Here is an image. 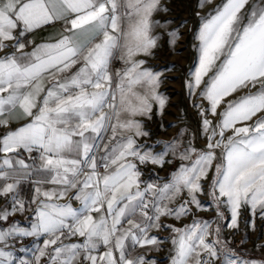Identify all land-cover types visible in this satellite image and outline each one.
Wrapping results in <instances>:
<instances>
[{
    "label": "snow or ice",
    "instance_id": "1",
    "mask_svg": "<svg viewBox=\"0 0 264 264\" xmlns=\"http://www.w3.org/2000/svg\"><path fill=\"white\" fill-rule=\"evenodd\" d=\"M161 10V0H0V222L31 213L30 227H0V264H157L149 252L163 244L153 234L161 230L170 233L169 264H264L243 259L222 241L221 225L213 228L225 219L221 208L231 229L243 207L264 219V0H223L202 17L187 81L189 95L208 102L194 105L207 137L200 150L183 143V129L157 141L160 151L138 142L149 135L144 119L166 105L162 73L137 59L157 46ZM58 22L62 31L49 40L27 38ZM168 35L174 45L179 33ZM114 59L124 67L113 71ZM15 120L25 122L12 128ZM169 155L189 163L163 183L141 179V165L162 168ZM25 181L30 199L21 194ZM202 195L214 219L163 221L205 210ZM29 237L21 251L31 258L14 256L8 241Z\"/></svg>",
    "mask_w": 264,
    "mask_h": 264
},
{
    "label": "rangeland",
    "instance_id": "2",
    "mask_svg": "<svg viewBox=\"0 0 264 264\" xmlns=\"http://www.w3.org/2000/svg\"><path fill=\"white\" fill-rule=\"evenodd\" d=\"M221 3L223 0H212L204 7H199L198 0H161L162 8L167 11L161 10L154 17L162 25L154 29L153 33L159 36L157 46L152 49L151 55L141 54L137 59L145 61L144 67L153 72L162 73L158 91L166 98V105L163 114H160L158 108L154 106L151 119H144V129L149 135L138 138L139 143L155 145L154 150L160 151L164 146L157 144V141H170L177 137V134L183 129L180 139L185 145L190 141L197 150L204 149L207 137L203 131L200 110L194 105L202 103L207 108L208 102L198 95H189L187 81L192 78L190 74L195 71L198 65L199 41L196 39V34L203 23L202 17L209 15ZM165 21L168 23L165 24ZM173 30L179 33L174 45L169 43L168 35ZM111 66L113 71H116L123 68L124 64L123 61L114 59ZM205 79L207 80V77ZM247 91L245 89L237 92L227 99L234 100L247 94ZM223 107L224 105H221L218 111L223 110ZM208 118L215 122V118L211 114ZM110 135V132L106 134L103 143H107ZM226 135H230V133H226ZM219 152L218 149V159L214 163H220ZM166 159L172 160V163H166L162 168L151 164L141 165V171L148 180L154 181L159 178V181L163 183L171 179V173L178 170L181 163H189L188 161L182 162L171 155ZM193 159H195V155H193ZM213 176L214 168L209 172L208 179L203 182L206 190ZM200 199L205 210H197L193 206L191 215L182 217L180 220L166 217L164 218L165 223L182 227L185 224H191L193 218L214 219L216 212L213 202L206 195L200 196ZM221 211L224 212L225 219L216 220L213 223V228L216 223L221 225L222 241L243 259L264 260V247H262L264 245V219L258 213L253 217L249 209L243 207L238 218V227L231 229L227 227L230 222V212L225 208H221Z\"/></svg>",
    "mask_w": 264,
    "mask_h": 264
},
{
    "label": "crops",
    "instance_id": "3",
    "mask_svg": "<svg viewBox=\"0 0 264 264\" xmlns=\"http://www.w3.org/2000/svg\"><path fill=\"white\" fill-rule=\"evenodd\" d=\"M62 31V22L55 23L53 25L45 26L41 29H38L34 31L33 33L28 35V39L34 40L36 43L44 42L49 40L50 37L55 36L59 32ZM33 45H29L27 47V51H30ZM12 49H9L11 51ZM3 53H0L2 55ZM25 121L23 120H15L12 122L11 127L15 128L20 126ZM6 131L4 128H0V134H3ZM105 138V137H104ZM26 155V154H25ZM32 179H36V177H32ZM143 180H148L145 175L141 177ZM32 184L28 181H25L21 185V194L25 199H30L32 195ZM6 206V200L4 198H0V208H3ZM73 206H78V202L73 201ZM34 207V206H33ZM165 222L164 218H162ZM14 221H18L19 225L21 227H30L31 222V213L29 211H26L23 214L17 213L14 217H10L8 221L0 222V227H8L9 224H11ZM159 235L163 239V244L160 246L158 251H150L149 255L156 259L157 264H169V249L171 247L170 240L168 239L170 233L167 230H161L159 233H153ZM33 238H12L8 241L9 244V250H12L14 253V256L17 258H31L30 252L21 251L26 246H30L32 244ZM40 243H42V238L40 240ZM139 254V250H138ZM43 264V262H42Z\"/></svg>",
    "mask_w": 264,
    "mask_h": 264
}]
</instances>
